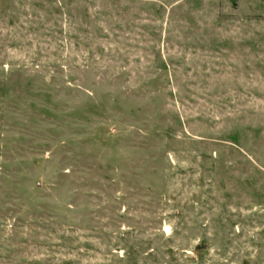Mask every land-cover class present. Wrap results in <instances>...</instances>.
<instances>
[{
	"label": "rangeland",
	"instance_id": "374dc122",
	"mask_svg": "<svg viewBox=\"0 0 264 264\" xmlns=\"http://www.w3.org/2000/svg\"><path fill=\"white\" fill-rule=\"evenodd\" d=\"M0 264H264V0H0Z\"/></svg>",
	"mask_w": 264,
	"mask_h": 264
}]
</instances>
